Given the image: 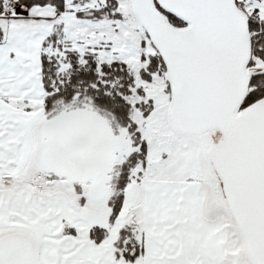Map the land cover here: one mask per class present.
I'll return each instance as SVG.
<instances>
[{"label": "snow or ice", "instance_id": "snow-or-ice-1", "mask_svg": "<svg viewBox=\"0 0 264 264\" xmlns=\"http://www.w3.org/2000/svg\"><path fill=\"white\" fill-rule=\"evenodd\" d=\"M0 264H264V0H0Z\"/></svg>", "mask_w": 264, "mask_h": 264}]
</instances>
